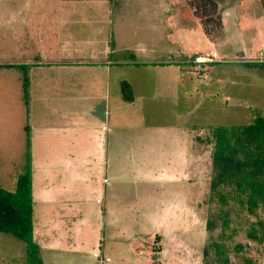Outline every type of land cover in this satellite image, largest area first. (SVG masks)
Instances as JSON below:
<instances>
[{
  "label": "rangeland",
  "instance_id": "374dc122",
  "mask_svg": "<svg viewBox=\"0 0 264 264\" xmlns=\"http://www.w3.org/2000/svg\"><path fill=\"white\" fill-rule=\"evenodd\" d=\"M190 1L0 0V186L14 189L25 161L27 125L30 153L33 144L35 159L62 154V150L66 151L65 146L61 150L63 143L83 139L82 124L90 117L82 118L85 104L71 96L86 90L104 92L92 83L86 84L85 89L77 83L79 76H90L94 71L80 72L83 66L111 68L110 76L112 82H117L119 92L124 81L147 77L148 83L140 84L145 90L137 94L146 98L140 97L136 104L122 110L113 109L111 114L124 113L134 122L136 114L145 125L175 123L183 141L189 140V133L193 137V147L186 149L191 159L188 164H177L181 178L180 185L174 188L187 201L188 211L181 213L185 216L180 239L182 245L193 249L192 254L197 252L196 259L190 261L223 264L216 259L213 242L217 241L223 243L230 264H264V243L246 235L250 223L258 217L246 214L232 200L224 207L214 197L209 200L212 152L211 145L204 141L210 135L206 128L209 124H240L252 119L256 111L264 114V70L246 64L264 61V0H218L222 34L216 41L203 32ZM212 51L217 57L205 64V77L200 78L194 70V56ZM132 60L149 65H122ZM107 61L112 63L106 65ZM186 65L193 67V74L187 70L192 82H155L160 76L178 81ZM25 74L29 77L27 100L22 84ZM207 76L210 88L205 86ZM66 78L71 81L68 87ZM180 84L184 86L178 89ZM153 85L157 86L153 91L166 93L165 96L151 98ZM184 90H197L198 95L189 98L178 93ZM173 91L174 99L170 96ZM63 109L72 110L68 116L71 124L63 120ZM66 125L70 128L65 129ZM168 189L166 186V195ZM80 208L87 214L91 210L94 216L97 212L91 204ZM221 209L229 212L227 228L222 226ZM257 213L264 218L263 211L259 209ZM127 221L130 229L136 231L133 219L128 217ZM85 252L87 258L98 262L93 256L99 255L100 250L88 247ZM169 255L162 261L179 264V259ZM23 256L24 242L0 232V264H20ZM181 260L182 264L189 263L188 258Z\"/></svg>",
  "mask_w": 264,
  "mask_h": 264
},
{
  "label": "crops",
  "instance_id": "0c3cea01",
  "mask_svg": "<svg viewBox=\"0 0 264 264\" xmlns=\"http://www.w3.org/2000/svg\"><path fill=\"white\" fill-rule=\"evenodd\" d=\"M164 62L167 61L161 64ZM122 65L139 68L149 63L135 64L132 60ZM192 68L186 65L182 69L186 73L180 74L178 81L160 76L155 82H192L187 74V70L193 74ZM90 69L94 70L92 74L79 76L77 83L84 89L92 83L104 92L86 90L71 96L85 104L82 118L90 117L82 124L83 139L63 143L61 150L65 146L66 151L62 150V154L36 159L31 145L33 239L40 246L43 264H170L162 261L167 254L179 259V264L187 258L188 264H196L190 260L196 259L197 252L192 254L193 249L182 245L180 239L185 216L181 213L188 211L187 201L174 189L181 178V170L176 166L188 164L191 159L186 149L193 147V137L189 133V140L183 141L175 123L145 125L136 114L135 122L124 113L114 116L113 109L122 110L136 104L138 98H146L137 94L145 90L140 84H147L149 78H131L128 83L134 98L126 101L117 90V82H112L111 68L88 65L80 72L88 73ZM206 80L205 86L210 88L211 80L208 76ZM66 82L70 86L68 78ZM153 88L157 86H152L151 98L165 96L166 93H157ZM174 93L170 94L173 99ZM178 93L189 98L198 95L197 90ZM61 112L67 114H62L63 120L71 124L72 118L68 116L72 110ZM69 128L66 125L65 129ZM84 204L96 206L95 216L91 210L87 214L80 208ZM128 213L136 231L128 226ZM88 247L100 250L99 255L93 256L98 262L86 257Z\"/></svg>",
  "mask_w": 264,
  "mask_h": 264
},
{
  "label": "trees",
  "instance_id": "16d2710c",
  "mask_svg": "<svg viewBox=\"0 0 264 264\" xmlns=\"http://www.w3.org/2000/svg\"><path fill=\"white\" fill-rule=\"evenodd\" d=\"M191 7L200 19L205 35L216 41L222 34V16L218 0H191ZM196 57V56H194ZM193 57V58H194ZM190 63L193 64V61ZM264 70V61L246 62ZM23 94L29 96V77L23 75ZM121 93L126 101L134 98L127 81L122 83ZM28 102V101H27ZM210 135L204 141L211 145L212 174L209 181L210 198H216L221 206L234 201L248 215L257 216L251 222L246 235L249 239L264 243V114L256 111L248 122L232 125H207ZM27 130L25 161L16 177L14 189L0 186V232L13 235L24 242V256L20 264H43L40 246L33 239V198L30 153V130ZM203 140V139H201ZM228 211L221 209L223 228L229 227ZM209 221V220H207ZM210 226V222H207ZM233 228L231 232L233 233ZM230 235V234H229ZM223 236V234H221ZM215 255L223 264H230L223 243L214 241ZM240 245L235 247L238 250ZM204 254L207 250L204 249Z\"/></svg>",
  "mask_w": 264,
  "mask_h": 264
},
{
  "label": "built area",
  "instance_id": "2783aa9c",
  "mask_svg": "<svg viewBox=\"0 0 264 264\" xmlns=\"http://www.w3.org/2000/svg\"><path fill=\"white\" fill-rule=\"evenodd\" d=\"M217 57V54L215 51L209 52L204 55H198L194 59V71L198 77L203 78L205 77L204 70H205V64L209 62H213L215 58ZM97 256V254H95Z\"/></svg>",
  "mask_w": 264,
  "mask_h": 264
}]
</instances>
